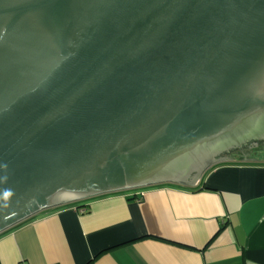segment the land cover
<instances>
[{
	"label": "water",
	"instance_id": "1",
	"mask_svg": "<svg viewBox=\"0 0 264 264\" xmlns=\"http://www.w3.org/2000/svg\"><path fill=\"white\" fill-rule=\"evenodd\" d=\"M260 140L264 0H0V235Z\"/></svg>",
	"mask_w": 264,
	"mask_h": 264
},
{
	"label": "crops",
	"instance_id": "2",
	"mask_svg": "<svg viewBox=\"0 0 264 264\" xmlns=\"http://www.w3.org/2000/svg\"><path fill=\"white\" fill-rule=\"evenodd\" d=\"M108 193L0 235V264H264V152Z\"/></svg>",
	"mask_w": 264,
	"mask_h": 264
},
{
	"label": "flooded vegetation",
	"instance_id": "3",
	"mask_svg": "<svg viewBox=\"0 0 264 264\" xmlns=\"http://www.w3.org/2000/svg\"><path fill=\"white\" fill-rule=\"evenodd\" d=\"M239 148H234V149H229V151L234 152V155H239V154H245L246 152H252L256 154H262L264 152V140L260 141H253L249 143L247 146L240 147L241 150H236ZM228 150L227 148H224V151Z\"/></svg>",
	"mask_w": 264,
	"mask_h": 264
},
{
	"label": "rangeland",
	"instance_id": "4",
	"mask_svg": "<svg viewBox=\"0 0 264 264\" xmlns=\"http://www.w3.org/2000/svg\"><path fill=\"white\" fill-rule=\"evenodd\" d=\"M233 153H234V152H230V153H228V154H226V155H223L222 158H223L224 160L231 159L230 155H233Z\"/></svg>",
	"mask_w": 264,
	"mask_h": 264
}]
</instances>
